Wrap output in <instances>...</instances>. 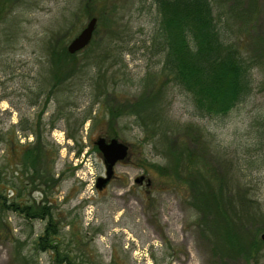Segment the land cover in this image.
Listing matches in <instances>:
<instances>
[{
    "label": "rangeland",
    "instance_id": "rangeland-1",
    "mask_svg": "<svg viewBox=\"0 0 264 264\" xmlns=\"http://www.w3.org/2000/svg\"><path fill=\"white\" fill-rule=\"evenodd\" d=\"M212 2L218 23L232 25L230 42L248 52L264 46V0ZM9 4L0 13V264H264V59L247 97L228 115L209 116L181 85L163 86V59L150 46L159 23L153 0ZM235 4L257 9L219 16ZM93 17L91 43L58 84L51 54L68 51ZM125 102H139L137 115L115 116ZM100 136L130 148L102 189ZM183 148L199 158L197 191L183 181ZM141 175L149 187L135 183ZM198 191L220 196L234 245L217 234L215 218L200 225L206 217L190 201ZM14 203L45 205L51 215L28 217L8 208ZM49 222L58 244L41 251Z\"/></svg>",
    "mask_w": 264,
    "mask_h": 264
},
{
    "label": "trees",
    "instance_id": "trees-1",
    "mask_svg": "<svg viewBox=\"0 0 264 264\" xmlns=\"http://www.w3.org/2000/svg\"><path fill=\"white\" fill-rule=\"evenodd\" d=\"M9 1L12 0H0V13L2 10L4 11L7 5L11 6ZM153 2L159 15V23L151 36L150 46L153 50L152 54L160 55L163 59L161 67L164 76L163 86L167 82L181 85L192 95L194 104L201 114L215 117L228 115L250 93L252 69L256 66L259 67L264 59V54H259V59L255 57V53L263 51L264 46L260 45L259 48L257 47L258 49L256 48L257 50L248 52L239 44L230 42L228 27L232 28V25L226 22L229 25L227 27L218 23L212 0H153ZM256 9L257 7L253 8L249 5L245 9H239L235 4L230 9L221 11L219 16L227 21L233 15H253ZM219 10H222V7ZM78 52L71 54L63 48L51 54L54 67H56L54 71L55 80L58 84L62 82L64 77L62 70L65 68L63 69V67L66 66L67 69L69 59L72 60ZM132 107L133 104L125 102L117 110L115 109V116L125 114L134 117L133 115H137L134 109L139 112L141 106L137 102V106H134V109ZM85 118L82 119V122ZM33 151L35 148L29 149L27 153L32 155ZM180 152V155L185 157L184 168L188 172L187 177L183 176V181L191 189L197 191L195 187L197 177L199 181L204 179L200 169L196 167L199 158L198 156L193 157L186 148ZM40 155L41 152H39ZM169 155L176 157L174 152L172 154L169 152ZM36 159L37 156L35 155ZM202 161L205 160L202 159ZM170 165L177 174V162ZM1 182L0 173V184ZM198 195L203 196V193L201 191L193 193L190 201L192 206L203 212L204 217H206L202 224L199 222L200 225L205 228L207 219L209 217L215 218L214 228L219 230L217 234L222 235L228 244L234 245L235 234L230 232L227 225L231 223V220L217 205V202L221 203L220 196L218 199L214 194L209 197L213 198L210 200L207 198V194H204L206 197L201 199L198 198ZM8 208L20 211V213L24 212L25 215L33 218L50 217L51 215L50 210L45 205L33 210L31 206L20 208V205L14 203ZM218 216L221 223L219 221L217 224ZM57 234V228L49 222L35 247L41 251L56 250L58 243L55 239ZM252 251L253 248L251 247L249 252ZM21 261L22 264H27V259Z\"/></svg>",
    "mask_w": 264,
    "mask_h": 264
},
{
    "label": "water",
    "instance_id": "water-1",
    "mask_svg": "<svg viewBox=\"0 0 264 264\" xmlns=\"http://www.w3.org/2000/svg\"><path fill=\"white\" fill-rule=\"evenodd\" d=\"M98 19L93 17L89 20L88 24L81 30V32L70 42L68 51L74 54L78 51L85 49L92 41L94 32L96 30ZM98 150L101 152L106 164V177H99L97 181V188L102 189L113 177L114 167L117 163L126 162L130 158L129 145L117 138H112L107 141L105 137H99L95 141ZM145 178L141 175L136 178V182ZM147 185H151V180L148 178ZM264 239V234L262 235Z\"/></svg>",
    "mask_w": 264,
    "mask_h": 264
},
{
    "label": "flooded vegetation",
    "instance_id": "flooded-vegetation-1",
    "mask_svg": "<svg viewBox=\"0 0 264 264\" xmlns=\"http://www.w3.org/2000/svg\"><path fill=\"white\" fill-rule=\"evenodd\" d=\"M102 137H104V136H102ZM106 138V137H105ZM107 139V141L108 140H110L109 138H106ZM112 139V138H111ZM129 152H130V148H129ZM104 159V158H103ZM122 162H124V161H121V162H119V163H122ZM104 165H105V175H106V164H105V161H104ZM99 177H101V176H99ZM99 177H98V179H99ZM115 177H116V175H115V172H114V175H113V177H112V179L104 186V187H106L113 179H115ZM97 179V180H98ZM147 182H148V178L145 176V178L143 179V180H141V181H138V182H136L135 181V183L136 184H138L139 186H142L144 183H146V185H147ZM148 186V185H147ZM103 187V188H104ZM149 187V186H148Z\"/></svg>",
    "mask_w": 264,
    "mask_h": 264
},
{
    "label": "bare ground",
    "instance_id": "bare-ground-1",
    "mask_svg": "<svg viewBox=\"0 0 264 264\" xmlns=\"http://www.w3.org/2000/svg\"><path fill=\"white\" fill-rule=\"evenodd\" d=\"M134 209H135V205L133 204V205H131Z\"/></svg>",
    "mask_w": 264,
    "mask_h": 264
}]
</instances>
